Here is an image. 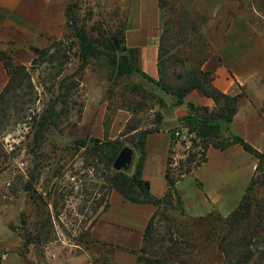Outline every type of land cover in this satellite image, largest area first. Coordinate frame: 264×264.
Masks as SVG:
<instances>
[{"label": "rangeland", "instance_id": "rangeland-1", "mask_svg": "<svg viewBox=\"0 0 264 264\" xmlns=\"http://www.w3.org/2000/svg\"><path fill=\"white\" fill-rule=\"evenodd\" d=\"M74 1L66 2L68 5ZM79 1V13L87 26L97 23L109 30L124 26L127 32L138 13L139 0ZM201 2L209 19L203 33L216 52L209 67L224 64L220 51L229 41L231 29L257 31L262 36L257 40L264 41V0ZM249 40L251 47L256 40L251 37ZM74 42L73 38H45L37 48L27 46L25 52L12 55L4 52L12 57L13 63L26 66L30 78L0 108V264L9 259L20 264H58L69 253L90 255L96 264H102L104 258L109 264H117L113 256L119 246L88 243L91 228L112 192L108 184L112 171L93 154V141L118 139L135 148L137 134L131 128H157L158 113L163 115L164 110L173 109H161L154 102V107L133 115L119 96L122 86H117L113 95L109 92L108 68L103 62L91 61L81 68ZM252 52L264 54V48ZM27 59L29 63L25 65L23 61ZM258 79L264 85V68ZM72 82L75 86L69 90L67 86L71 87ZM243 90L251 99L245 87ZM66 93L67 98L57 100ZM51 105L58 115L39 134L38 122ZM237 127L240 129L241 124ZM255 138V144H259L260 138ZM78 141L87 142V146L79 148ZM243 161L240 164L243 175L240 171L228 199H223L213 212L227 217L239 206L251 181L252 164ZM189 170L176 179H188L187 183L198 186L189 199L208 203L203 184L196 180L194 169ZM182 201L186 213L193 216L183 198ZM190 208L191 212H198L195 205ZM169 213L178 221L182 219L178 209ZM167 223L158 220V235L168 233ZM214 259L215 256L207 254L203 258L209 264H215ZM216 264H222V260Z\"/></svg>", "mask_w": 264, "mask_h": 264}, {"label": "trees", "instance_id": "trees-1", "mask_svg": "<svg viewBox=\"0 0 264 264\" xmlns=\"http://www.w3.org/2000/svg\"><path fill=\"white\" fill-rule=\"evenodd\" d=\"M159 7L162 24L159 79L142 69L140 49L127 46L124 26L114 30L97 23L87 26L79 13V0L66 6L67 33L64 38L74 39L82 69L91 61H101L106 65L109 92L113 95L117 86H122L119 96L124 101L123 106L133 115L154 107V102L161 109L186 105L189 113L181 119L179 126L194 132L207 148L212 145L226 150L241 144L258 162L239 206L230 215L224 217L212 211L205 215L190 216L185 211L177 189L178 179L169 171V188L161 197L152 194L150 181L143 178L147 137L158 127L146 130L137 126L131 128L132 133L137 134L134 149L139 156L129 171L114 169V162L125 147L123 142L118 139L94 140L93 154L112 171L108 178L110 189L117 190L131 202L153 204L156 207L147 225L142 248L130 252L139 255L137 264H209L210 261L203 260L206 254L215 256L212 260L215 264L221 260L222 264H264V150L257 149L233 130L234 118L249 96L243 86H240L242 92L232 95L215 85L217 66L209 67V64L216 52L203 33L209 19L201 0H159ZM0 56L10 74V81L0 94V108H3L10 101L8 97L16 95L30 75L26 66L13 63L10 55L2 52ZM71 85L67 86L69 90L75 86L73 82ZM195 90L213 98L215 108L187 103V96ZM62 96L67 98L68 93L61 94L57 100H61ZM129 96L133 98L129 99ZM57 115L54 105L45 110L38 122L39 134L53 124ZM162 120L163 115L159 112L156 126ZM77 143L79 148L87 146L85 141ZM108 206L109 200L104 210ZM174 209L179 210L182 216L180 221L169 213ZM161 219L168 222L169 228L168 233L162 236L156 231L158 220ZM88 243L107 246L92 237ZM102 264H109V261L104 258Z\"/></svg>", "mask_w": 264, "mask_h": 264}, {"label": "crops", "instance_id": "crops-1", "mask_svg": "<svg viewBox=\"0 0 264 264\" xmlns=\"http://www.w3.org/2000/svg\"><path fill=\"white\" fill-rule=\"evenodd\" d=\"M67 0H0V53L15 54L25 52V47H38V43L47 38L61 39L67 25ZM138 13L132 18L126 32L129 47L140 49L141 67L148 75L159 79V45L161 36V13L159 0H139ZM229 41L222 48L221 58L224 64L218 65L215 85L229 94L241 92L240 86L249 92V99L238 111L233 121V130L241 134L257 149H264V85L259 76L264 68V54L253 53L264 48V41L257 40L261 33L252 31H229ZM252 34V35H249ZM255 38L253 46L249 38ZM249 46V47H248ZM23 63L28 65V59ZM10 81V74L4 59L0 56V94ZM186 102L196 106L214 109L213 98L200 90L191 92ZM189 113L187 106L163 111V120L158 130L148 134L145 149L146 160L143 178L150 181L153 195L161 197L169 188L167 171L170 156L171 133L180 125V121ZM241 124V128L237 124ZM256 134V136H255ZM253 137L259 140L255 144ZM241 144L226 150L210 146L207 160L194 169L196 180L203 184L206 192L205 201L194 202L190 194L196 193L198 186L187 183L188 179L179 180L177 189L181 194L186 209L193 216L204 215L219 209L223 199H228L229 192L237 177L243 175L241 163L246 159L252 164L251 178L257 167V159L248 155ZM247 156V157H246ZM200 189V188H199ZM199 192V191H198ZM201 192V191H200ZM199 198V197H198ZM195 205L198 212L189 206ZM153 204L131 202L112 190L109 206L100 213L91 228V237L107 245L119 246L113 256L117 264H137L139 251L144 244V234L151 216L155 213ZM2 264H20L16 259L5 260ZM58 264H96L90 255L63 256Z\"/></svg>", "mask_w": 264, "mask_h": 264}, {"label": "built area", "instance_id": "built-area-1", "mask_svg": "<svg viewBox=\"0 0 264 264\" xmlns=\"http://www.w3.org/2000/svg\"><path fill=\"white\" fill-rule=\"evenodd\" d=\"M171 136L168 171L172 176L183 177L189 170L188 165L191 166L190 170L195 169L207 160L208 148L194 132L178 126L172 131ZM191 160L194 162L190 163Z\"/></svg>", "mask_w": 264, "mask_h": 264}, {"label": "water", "instance_id": "water-1", "mask_svg": "<svg viewBox=\"0 0 264 264\" xmlns=\"http://www.w3.org/2000/svg\"><path fill=\"white\" fill-rule=\"evenodd\" d=\"M135 149L130 146H125L114 162V169L117 171H129L135 161Z\"/></svg>", "mask_w": 264, "mask_h": 264}]
</instances>
